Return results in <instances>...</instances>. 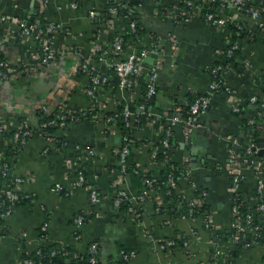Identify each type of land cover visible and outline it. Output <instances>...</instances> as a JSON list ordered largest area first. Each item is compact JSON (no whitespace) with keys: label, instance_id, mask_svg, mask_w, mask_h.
<instances>
[{"label":"crops","instance_id":"obj_1","mask_svg":"<svg viewBox=\"0 0 264 264\" xmlns=\"http://www.w3.org/2000/svg\"><path fill=\"white\" fill-rule=\"evenodd\" d=\"M177 1L143 0L132 9L140 31L129 40L131 48L123 58L137 54L141 70L131 91L119 85L114 67L119 57L110 49L114 38L127 31L128 16L109 13L110 0H0V51L12 65L27 68L14 77L0 76V120L5 124L0 130V198L8 178L18 175L23 177L18 191L28 195L0 222V264H14L43 242L74 243L84 251L94 240L103 264H118L123 260L120 250L126 247L135 250L126 264H207L210 233L228 229L234 219L230 149L239 151L264 137V12L253 17L229 0H217L226 2L223 14L251 29L236 37L231 24L213 23L201 12L189 20L177 19L170 11ZM26 16L59 24L51 37L56 57L49 65L40 62L36 35L21 33L19 21ZM233 41L240 47L231 54ZM151 51L157 56L148 61L145 57ZM86 60L106 80L95 85L82 69ZM154 64L156 91L146 103L142 99L148 97L145 90ZM217 73L229 91L210 87ZM201 93L211 94L209 107L186 133L177 117ZM125 105L131 107L136 141L126 151L117 119ZM66 110L79 117L51 129L44 126L46 115ZM25 121L31 132L14 157L13 133ZM167 128L173 140L170 160L189 166L197 185L207 191L211 227L205 212L195 213L198 208L193 213L181 206L167 211L164 187H150L144 180L163 166L153 157V149ZM193 139L198 141L195 150L186 147ZM250 158L264 163V152ZM7 163L12 165L9 175ZM80 169L85 184L71 189ZM244 172L238 190L246 204L254 206L256 169L249 166ZM57 181L64 187L56 188ZM180 181V192L194 189L185 177ZM89 187L100 192L96 203L91 202ZM117 189L132 197L129 210L116 204ZM80 213L93 217L78 224L75 218ZM166 237L178 243L164 246ZM218 264H264V244L224 257Z\"/></svg>","mask_w":264,"mask_h":264},{"label":"built area","instance_id":"obj_2","mask_svg":"<svg viewBox=\"0 0 264 264\" xmlns=\"http://www.w3.org/2000/svg\"><path fill=\"white\" fill-rule=\"evenodd\" d=\"M253 0H229V3L236 7L240 8L242 10H245L247 13L251 14L253 17H258L260 14L264 12V0H259V3L252 2ZM226 2L224 1H217V0H178L174 5L172 6V14L182 21L189 20L192 16L196 15L197 12H201L202 17L207 19L208 21H211L216 24L221 25H228L231 23V20L233 19L231 16H228L226 14H223L220 10L221 8H225ZM110 11L113 13H117L118 11V5H112L110 6ZM5 15H2V18H5ZM21 25V33H34L36 37L39 40L40 50H41V63L44 65H49L52 60L56 57V51L52 47V34L53 32L59 27V24L47 21L45 24L42 25L39 18H37L34 22L28 21V19H21L20 21ZM238 30L237 34L242 33H250L251 29L248 30V28L244 25L242 22H236ZM131 25L135 28L136 22L135 20L131 21ZM240 45L238 41L231 42L229 53L233 54V52L239 48ZM114 52H120L122 53L123 48V36L117 35L112 44L111 48ZM145 55L146 52H143ZM157 65L154 64L151 66L149 77H148V88L146 90V95L149 97L156 91V78L158 75L157 72ZM114 67L117 71L118 76V83L120 86L127 88L128 90H134L135 87L138 84V74L140 73V62H139V56L134 53H130L124 58L118 59L116 62H114ZM26 68V67H25ZM25 68H19L15 65H12L6 58L2 57L0 54V76L2 77H14L21 73ZM32 68V67H31ZM27 69V68H26ZM82 69L88 73H90L93 83L96 85L100 83L103 80H106L105 76H102L98 70L96 69L95 65L91 63L90 61L86 60L82 64ZM215 70H218V66L215 68ZM210 87L213 90H217L220 88H225L226 90H230V87H228L226 84H224L222 75L217 73L216 79L213 80L210 83ZM252 100L256 99V95H253ZM211 100V94L209 93H201L199 94L190 104L188 109L186 110L187 114L182 115L180 117H177L178 120H181L184 124V129L186 133H191L194 129V127L198 124L199 115L206 111L209 107ZM235 109H239V104H235ZM125 118H128L131 114V107L130 105H125L123 108V111L121 112ZM81 116V115H80ZM79 115L75 113V111H63L55 117L51 118L49 121L44 122V126H48L49 124H59V125H65L69 119L77 118ZM5 129V124L0 120V130ZM31 132V128L29 123L26 121L23 122L21 127L14 130L13 136L15 141L17 142L16 150H21V145L26 141L28 135ZM172 136V131L170 129L165 130V136L163 137V143L165 146L171 145L169 139ZM125 144H124V151H126L130 145L129 141H132L133 138L124 136ZM260 149V146H258L256 141H251L248 146L243 151H235L234 148L231 147L230 153H229V166L231 173L233 175V190H237L239 184L246 178V174L244 172L245 167H255L256 173H257V195L258 198L257 206L262 211V218L264 220V163H255L252 158H250V155L254 152H258ZM157 145L154 146L153 149V157L155 158V155L157 153ZM18 154V153H17ZM17 154H14L13 156L16 157ZM124 155V154H123ZM11 163H7L5 166L6 174L9 175V170L12 168ZM183 177H185L190 183L191 186L194 189L198 188L197 182L192 177L191 168L189 166L183 167ZM10 181L8 184H5V186L2 189L1 198H0V219L4 216L11 213L14 205L18 201L23 200L24 198L28 197V195L21 193L18 191L20 182L23 181V177L16 176L14 178H8ZM85 173L83 170H79L77 173L76 178L71 182V189L85 184ZM144 180L150 187L154 186V183L157 181V175L156 174H146L144 176ZM169 183L170 185H176V179L170 175L169 176ZM56 188H63L64 185L57 181L55 183ZM90 189V199L92 203H96L99 200L100 192L95 187H89ZM181 195L183 199L186 201L189 207V211L193 213L195 210V207L197 205H200L204 202L205 197L207 196V191L203 190L199 195H191L187 191L182 190ZM115 202L117 205H120L123 201L126 200H132V197H130L124 190L117 189L115 192ZM142 197V195H141ZM131 207V206H130ZM232 211L234 214L233 219V226H236L237 230L233 233H227L226 235H214L217 231L212 232V235L210 233L209 241L210 246L209 249L212 247V253L210 255V259L207 262V264H218L220 260L224 257H229L231 253V249L237 244V242L240 241V237L248 235L250 237V240L246 243V246L248 245H255L259 243L264 244V235L261 236V231L263 228V225L260 223H254L253 219V212L248 211L244 214L240 213L239 211V204L233 203ZM210 211L206 215V221L208 226H212L211 224V217H210ZM90 218H88L89 220ZM76 222L78 224L84 223L85 220H87V217L84 213H80L75 218ZM46 228V226L44 227ZM220 231V230H219ZM224 231V230H223ZM261 238V239H260ZM164 246H174L176 245L177 239L173 237H166L162 241ZM186 243H189V240L186 241ZM90 251L93 253L91 260L93 262H97L99 256V243L98 241H94L89 246ZM56 250H53L55 252ZM123 260H129L133 255H135L134 249H126L121 248L120 250ZM122 260V261H123ZM120 262V264H124V262ZM34 262L32 257H20L14 264H32ZM97 264H103V263H97Z\"/></svg>","mask_w":264,"mask_h":264},{"label":"trees","instance_id":"obj_3","mask_svg":"<svg viewBox=\"0 0 264 264\" xmlns=\"http://www.w3.org/2000/svg\"><path fill=\"white\" fill-rule=\"evenodd\" d=\"M141 1H143V0H110V2H109V6L118 5V11H117L116 15H122V16L127 15L128 16L127 31L124 34H121L123 36V48H124V50L122 53H120V52L113 53L114 56L119 57L120 59L123 58L124 52L129 51V49L131 48L128 45L129 40H133L134 38H137V36L139 34V31H140L139 22L137 20V17H135V15H132L131 12H132V9L135 8L136 5H138ZM252 2L259 3V0H253ZM109 13L112 14L111 11H109ZM24 18L28 19V21H31V22H34L37 19L36 16H34V17H31V16L27 17L26 16ZM39 20L43 24H45L47 22V20H45V19L43 20L42 18L41 19L39 18ZM132 20H135V22H136L135 28L131 25ZM236 22H240V21L237 19H232L231 23H230L231 28L233 30V34L236 37H243L246 33L237 34L238 27H237ZM0 54L2 57H4V55L1 53V51H0ZM146 88H148V86ZM146 90H145V92H146ZM149 99H150V96L147 98H145V96H144L142 101H144V102L146 101V103H148V102H150ZM133 104L134 103L131 104V107L134 109V108H136V106ZM186 114H187V112H185V115ZM53 117H55V115H52V114L46 115L44 117V121H49ZM117 119H118V124L121 127V131H122L123 135L126 137L133 138L132 141H129V143H130L129 146H133L136 143L135 136L133 135L135 128H134V126H132L130 116L128 118H125V116L122 113H119ZM55 125H57V124H49L48 126H46V128L51 129ZM169 141L171 143L170 147L169 146L167 147L164 145L163 138H162V140H160V142L156 143L158 150H157V153L155 155V158L157 160L163 161V166L161 167L160 172L156 174L157 175V181L154 183V185L155 186L159 185V186L164 187V200L168 204L166 207L167 211H169L171 213L176 212V210H178L177 208L180 206H181L180 208L182 210L189 211L188 204L183 199V197H182V195L178 189L179 184L181 185L180 179H182V177H183V166H181V165L179 166L178 163H175L172 160H170V155L172 153L173 140L171 141V138H170ZM16 146H17V143H16ZM22 146H23V144L21 145V147ZM245 148L246 147H244L242 149L240 148L239 151L241 152ZM19 151H17V153ZM149 174L152 175L153 173H149ZM170 175H172L176 179L177 183L179 182L178 187H176V185H170V183H169V176ZM231 179H232V183H233V175L231 176ZM256 185H257V183H256ZM203 190H205L204 187L200 185V186H198L197 189H193L189 194L199 195ZM255 194L257 195V188H255ZM206 197H205L204 202L202 204L197 205V207H195V209L198 208V211L197 212L195 211V213H204L205 212L204 214L207 215V213L210 211L211 205H210L209 201L206 199ZM24 200H27V197L21 201H24ZM21 201H18L17 203H19ZM232 203L239 204V211L242 214H244L248 211L253 212L254 223H260L263 225V228H262L263 231H261V236L263 237V235H264V220L262 218V211L258 208L257 203L254 206H248L246 204L245 200L243 199L242 194L239 192L238 188L233 193ZM133 204H134V202H131V200H126V201H123L119 206L123 209L129 210V207L133 206ZM84 214L87 217V220H85V221H88V218L91 219L93 217V213H89V214L84 213ZM1 220H2V218L0 219V222H1ZM205 221H206V216H205ZM236 230H237L236 226L231 225L228 229H226L224 231H217L214 235L215 236L216 235L222 236V235H226L227 233H233ZM249 240H250V237H248V235H246V236L241 235L240 241L237 242V244L233 247V249H231V253H230L229 257H231V256L234 257L235 255L239 254L241 252V250L248 248L250 246H253V244L246 246V243ZM94 241H97V240H94ZM94 241H91L90 244ZM90 244L87 246V248L84 251H81L80 249H78L75 246L74 243L56 244V243L43 242L42 244H40L38 246L37 249H34L30 253H27V254L23 255L22 257H32L34 260V262L32 264H97V263H103L99 258H98L97 262H93L91 260L93 253L89 249ZM212 248H211V251H212ZM126 249H129V248L126 247ZM53 250H56V251L53 252ZM210 255L208 257L209 259H210ZM127 261L128 260H123L122 262H124V264H126ZM120 262H118V264H120Z\"/></svg>","mask_w":264,"mask_h":264},{"label":"water","instance_id":"obj_4","mask_svg":"<svg viewBox=\"0 0 264 264\" xmlns=\"http://www.w3.org/2000/svg\"><path fill=\"white\" fill-rule=\"evenodd\" d=\"M153 56H157L156 51H151L149 55H147L145 57L146 60L148 61H152L153 60ZM198 141L193 139L191 142L186 143V147L192 148L193 150H195L193 148V144L197 143ZM257 144L258 146H260V149L258 150V154H262L264 152V137H258L257 138ZM236 147L239 146V144H235Z\"/></svg>","mask_w":264,"mask_h":264}]
</instances>
